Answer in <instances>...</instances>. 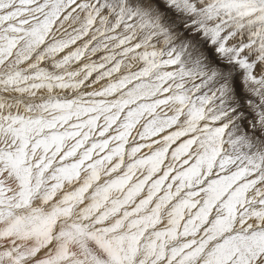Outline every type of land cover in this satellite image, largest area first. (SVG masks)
<instances>
[{
  "label": "snow or ice",
  "instance_id": "1",
  "mask_svg": "<svg viewBox=\"0 0 264 264\" xmlns=\"http://www.w3.org/2000/svg\"><path fill=\"white\" fill-rule=\"evenodd\" d=\"M0 264H264V0H0Z\"/></svg>",
  "mask_w": 264,
  "mask_h": 264
}]
</instances>
